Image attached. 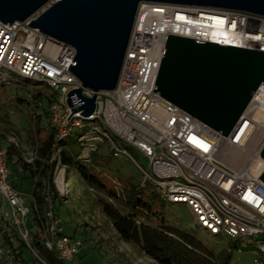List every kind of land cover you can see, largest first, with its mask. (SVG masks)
Masks as SVG:
<instances>
[{"label": "built area", "instance_id": "built-area-1", "mask_svg": "<svg viewBox=\"0 0 264 264\" xmlns=\"http://www.w3.org/2000/svg\"><path fill=\"white\" fill-rule=\"evenodd\" d=\"M58 1L50 0L24 22L0 21V79L46 86L50 94H55L49 111L58 142L79 132L81 157L89 160L99 150V144L107 141L113 156L131 159L143 174L144 182L156 189L163 201L188 207L197 225L212 236L256 244L255 261L264 264L263 171H253L255 163L262 159L264 147L263 125L257 116L264 105L258 98L264 84L227 137L154 92L169 35L215 43L210 32L221 30L231 34V43L239 45L233 47L264 52V17L246 12L141 4L116 88L98 92L94 113L82 116V111H72L79 105L70 107L67 103V95L82 87L69 70L76 48L53 42L29 25ZM94 94L83 88V95ZM129 149L147 158L148 167L139 164ZM257 151L256 158L249 156ZM57 157L55 154L54 159ZM34 159L32 153L27 161ZM57 163V192L70 195V168L60 159ZM0 197L3 205L9 206L13 223L25 233L32 210L23 193L12 185L5 150H0ZM47 215L51 224L47 229L45 225L39 227L44 232L45 247L55 251L62 261L72 262L81 252L82 242L61 235L53 211ZM5 258L9 257L0 246V260Z\"/></svg>", "mask_w": 264, "mask_h": 264}, {"label": "water", "instance_id": "water-1", "mask_svg": "<svg viewBox=\"0 0 264 264\" xmlns=\"http://www.w3.org/2000/svg\"><path fill=\"white\" fill-rule=\"evenodd\" d=\"M49 1L0 0V21L24 22ZM143 3L264 17V0H60L50 5L29 25L53 42L76 48L69 70L82 87L67 95L70 107L79 105L73 113L92 115L97 93L116 88ZM263 84L264 52L169 35L154 92L227 137ZM83 88L94 96L83 95ZM260 156L264 160V147Z\"/></svg>", "mask_w": 264, "mask_h": 264}, {"label": "rangeland", "instance_id": "rangeland-1", "mask_svg": "<svg viewBox=\"0 0 264 264\" xmlns=\"http://www.w3.org/2000/svg\"><path fill=\"white\" fill-rule=\"evenodd\" d=\"M38 89L50 93L46 86L18 80L6 82L0 79V150L7 152L11 146L15 147L23 162L32 166V171L36 170L35 162L38 159L35 120L38 115L45 114L44 106H36L31 101L20 104L17 98L28 100V97L31 96L30 91ZM44 105L47 106V103L45 102ZM44 116L45 121L42 124L44 132L40 134L41 137L48 132L47 124L52 125L50 113ZM261 124L263 125V123ZM78 136L79 132H75L71 137L74 142L72 148L76 153L80 151L79 144L76 142ZM32 153L35 154V159L28 162L27 159ZM129 153L143 167H148V160L142 154L131 149H129ZM92 157L94 160L89 165L96 171H103L108 184L117 188L116 190L120 194L123 191L119 189H124L127 183L139 185L145 189L146 194L154 191L150 184L144 182L143 174L131 159L126 156H113L107 141L99 144V150ZM259 161L264 163L262 159H258L257 162ZM48 162L50 163V161ZM22 169L23 166L20 165V172ZM10 170L12 172L11 168ZM69 181L70 195L61 196L58 194L59 201H55L53 205V214L61 235L70 236L82 242L81 252L72 261L73 264H158L137 245L128 243L121 238L103 211L102 202L108 200L107 196L89 186L75 165L70 167ZM31 190L30 185H25L20 191L24 195L26 205L32 210L30 206L33 201ZM110 202L123 212L129 210L117 201ZM153 206L163 214L166 226L186 232L211 250L230 252V264H258L253 254V250L258 248L256 244L238 243L228 238H217L210 235L197 225L192 212L186 206L169 203L162 206L157 202H154ZM9 212V206H4L0 197V246L15 250L14 252L20 255L19 258L16 254V259L22 262L21 264H46L31 246L33 237L36 234L43 237L44 233L39 231L38 224L34 220L35 214L31 211L24 226L25 233H22L11 220ZM51 222L52 220L49 218L44 223L46 229ZM152 222L162 223L160 220ZM24 235H28L27 238ZM21 239L26 242L27 247H21ZM9 243L12 244V247L9 246ZM16 262L0 260V264H16Z\"/></svg>", "mask_w": 264, "mask_h": 264}, {"label": "trees", "instance_id": "trees-1", "mask_svg": "<svg viewBox=\"0 0 264 264\" xmlns=\"http://www.w3.org/2000/svg\"><path fill=\"white\" fill-rule=\"evenodd\" d=\"M30 95L28 100L17 98V101L20 104L31 101L36 106H44V115H49V108L55 94L38 89L31 90ZM45 102L47 106L44 105ZM44 115H38L35 120V130L38 137L36 170L32 171V166L23 162L15 147L11 146L7 150V163L9 168L12 169V172L10 170L12 185L18 190H22L25 185H30L32 188L33 201L30 206L32 207V213L35 214L34 220L37 222L38 227H43L44 223L49 220L47 213L53 211L55 201H59L54 184V172L60 159L62 164L69 168L75 165L81 177L89 186L96 188L107 196L108 200L102 202L103 211L111 220L121 238L128 243L137 245L158 264H230V252L211 250L186 232L165 225L163 214L153 206L154 202L162 206L166 204L156 189L150 194H146L145 189L139 185L127 183L124 189H119L123 191L120 194L116 190L117 188L115 189L108 184L103 171H96L89 165L93 162V157L89 160L81 157L78 138L76 142L79 144L80 151L76 153L72 148L74 142L71 137L58 142L56 129L50 124H47L49 126L47 134L41 137L40 134L44 132L42 127L45 121ZM55 154L58 157L54 159ZM20 165L23 166L21 172L19 170ZM110 201H117L129 210L123 212ZM153 220H160L162 223H154ZM234 242L239 243L236 240ZM20 243L21 247H27L26 242L22 239ZM9 246L12 247V244L9 243ZM31 246L46 264H73L72 262L62 261L55 251H49L45 247L43 237L37 234L33 237ZM2 247L9 257L5 258V261H17L16 264L22 263L16 259V254L18 257L20 255L15 253V250H10L6 246Z\"/></svg>", "mask_w": 264, "mask_h": 264}, {"label": "bare ground", "instance_id": "bare-ground-1", "mask_svg": "<svg viewBox=\"0 0 264 264\" xmlns=\"http://www.w3.org/2000/svg\"><path fill=\"white\" fill-rule=\"evenodd\" d=\"M230 35L231 34H228L227 32H223L221 30H211V32H210V37L212 39V42L220 43V44H224V45H230V46H239V45H235V44L231 43V36ZM258 96H259L258 98L260 100L264 101V88L259 92ZM257 116L264 125V105H262L259 108ZM261 129L264 132V126H261ZM261 144H263V143L261 142ZM258 147H259V144H258ZM252 149H254V148H252ZM225 152H226V150H223V153H225ZM257 153H258V151L256 153H253V154L250 153L249 156H251V158H256V155H258ZM263 169H264V163L262 161L255 163V166L253 167V171L256 174L261 173L263 171Z\"/></svg>", "mask_w": 264, "mask_h": 264}]
</instances>
